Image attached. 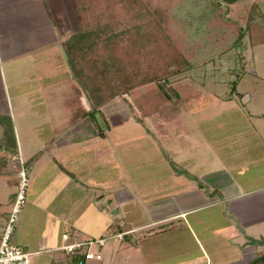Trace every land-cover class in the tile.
Segmentation results:
<instances>
[{
	"label": "rangeland",
	"instance_id": "374dc122",
	"mask_svg": "<svg viewBox=\"0 0 264 264\" xmlns=\"http://www.w3.org/2000/svg\"><path fill=\"white\" fill-rule=\"evenodd\" d=\"M175 1L171 15L189 22L190 37L193 41L201 40L205 46L199 61L207 60L180 76L178 82L218 96V102L186 115L191 134L174 136L170 144H165L157 141L147 119L135 120L137 111L132 98L147 91L152 84L115 98L102 107L108 122L106 138L112 149L108 164L101 158L91 161V152L88 155L83 151L91 143L85 137L91 131L88 119L70 128L60 126L64 119H57L62 107L57 104L59 87L53 84L54 87L46 90L51 89V95L55 94L49 105L51 112L47 111L42 91L43 80L50 77L45 72L47 69L37 65L30 66L29 71L24 63L14 66L4 73L3 86L0 85V122H10L16 145V154L4 157L0 175L3 181L0 183V234L17 193L18 171L23 169V198L11 226L74 227L77 240L101 237L102 246L95 243L89 246L92 259L98 254L107 262L119 253V240L111 236V229L96 234L105 225L113 227L114 232L116 227H152L139 233L143 240L140 250L145 251L143 245L153 239L160 242L159 245L154 242L160 250L154 251L157 256L165 249L164 244L171 252L166 258H155L153 264L198 257L199 249L209 254L210 264H249L257 257V250L264 251L259 245H245L236 250L234 244H229H242L245 236L264 238V204L242 216L233 210L264 195V191L245 193L264 185V45L233 48L218 56L219 48H212L206 41L200 21L203 11H207L204 0ZM91 3L95 13L102 17L117 11L116 7L110 11L108 0ZM238 12L241 14V9ZM64 17L69 24L62 38L73 28L67 10ZM237 77L236 90L242 94L227 98L229 82ZM80 102L85 106L82 99ZM52 128L56 131L53 134ZM76 144L81 148L75 149ZM70 155L76 161H70ZM83 159L85 167H69L81 164ZM82 176L85 178L81 179ZM237 193L244 194L231 197ZM182 211H185L182 216L175 215ZM170 215L174 216L144 225ZM227 226L238 232L234 240V235L228 236L230 230L225 232L227 239L220 236ZM79 227L92 234L76 232ZM185 227L192 228L195 239ZM219 230L221 234L217 236ZM229 250L232 252L227 254ZM32 258L29 257V264H34L35 258ZM257 264H264V260Z\"/></svg>",
	"mask_w": 264,
	"mask_h": 264
},
{
	"label": "trees",
	"instance_id": "16d2710c",
	"mask_svg": "<svg viewBox=\"0 0 264 264\" xmlns=\"http://www.w3.org/2000/svg\"><path fill=\"white\" fill-rule=\"evenodd\" d=\"M91 1L64 0L65 9L61 0H41L56 31L67 30L66 10L73 26L63 39L59 70L50 84L59 87L57 104L64 102L61 105L64 120L60 126L69 128L88 119L91 131L87 137L97 138L90 151L91 161L101 158L109 164L112 149L106 138L108 122L102 107L135 88L152 84L147 91L132 98L137 111L135 120L147 119L159 143L170 144L174 136L187 135L186 115L216 104L219 97L178 82L180 76L207 60L199 61L205 46L201 40L193 41L190 37L189 22L171 15L170 9L176 1L108 0L110 11L115 7L117 11L106 17L95 13ZM204 2L207 11H203L200 21L206 41L212 48H219L216 49L218 56L233 48L264 45L263 0ZM244 38L246 43H243ZM238 81L237 77L229 82L227 98L232 94L241 96L236 90ZM50 90L47 95L52 99L55 94L51 95ZM0 123L1 169L5 155L16 154V145L10 122ZM72 258L77 264L83 255L75 253Z\"/></svg>",
	"mask_w": 264,
	"mask_h": 264
},
{
	"label": "crops",
	"instance_id": "0c3cea01",
	"mask_svg": "<svg viewBox=\"0 0 264 264\" xmlns=\"http://www.w3.org/2000/svg\"><path fill=\"white\" fill-rule=\"evenodd\" d=\"M61 35L63 34H61L60 31L58 32L52 27L41 0H0V85L3 86V77L5 76L4 73L11 68L14 69V66L18 64L24 63L25 65H28L26 69L29 71H31L30 66L38 67L37 65H39V67H45L47 69L45 72H49L50 77L46 76V79L43 80L42 91L43 94H45V98L43 100L48 105V107H46L47 111L51 112L50 109L52 107H50L49 105H52L53 100L49 99L50 97L49 95H47L48 91L46 90L52 87L50 86V84L52 83V81H54L53 78L56 75L55 73H58L59 63L63 56L62 44L64 38H62L63 36ZM24 61L28 64H26ZM51 69L52 71H49ZM27 70H24L23 72L26 73ZM2 90L4 93V88ZM4 102L7 105L6 98H4ZM61 105H64V102ZM66 105L67 102L65 103V106ZM61 116L62 113L59 112V114L57 115V119L61 118ZM53 133L54 129L52 128L51 134ZM190 134L191 133L188 132L187 135ZM90 140L91 143L86 146L87 150L86 148V151L83 150L86 154H89V152L93 148L94 139L90 138ZM76 142L79 141L77 140ZM73 146L75 147V149L81 148L80 146H77V144ZM68 157L71 158L69 159L70 161H76L75 156L73 157L70 155ZM70 161L68 162L71 163ZM87 161L88 159L86 160V162ZM80 162L81 164H77L75 167L72 166L73 164L68 165L71 168H82L86 166L84 159ZM2 170L3 166L0 169V175L2 173ZM83 178H85V176H82L81 179ZM0 183H3V181H0ZM262 191H264V185L247 190L245 193L254 192L261 194ZM241 194L244 193H237L231 197H235ZM259 197L261 199H259ZM259 197H257V200L255 199L252 203L246 205L245 207H237L233 209L234 213L237 216H242L248 210L253 209V207H261L264 204V195H260ZM207 205H209V203L202 204L199 207H204ZM184 213L185 211H182L175 215L180 214L182 216ZM171 216L174 215L166 216L144 225L155 223L160 220L167 219ZM112 228L113 227H106L105 225V227H100L96 234L100 235V233H102L103 231L111 229L113 233L111 234V236L115 235V237L119 240V253L115 255L113 260H108L107 262H104L99 256V259H90V261H85L84 264H153L152 262L154 261V259L159 257L154 252L156 251L158 253L160 250L156 249L155 243L157 242H155V240L153 241V239L147 241L146 246L143 245L145 251L140 250L142 248L140 243L143 240L139 238V233L152 227H143V225L116 227L115 232L114 228ZM185 228L190 236L194 238L192 228ZM75 230L76 232H80L83 231V228L79 227V229L76 228ZM228 230L230 231L228 232ZM73 231L74 227H12L10 241L14 245L19 246L23 251L30 253L29 257L35 258V260L33 261L34 264H74L72 254L67 253L64 249L61 248V246L65 244L84 241V239L77 240L75 237L77 236V233H73ZM85 231L86 232L83 231L80 233H83L85 235L92 234L91 232H87V229H85ZM226 231L228 232L229 237L230 235H234L233 240L238 233L237 231L233 230V227L227 226L223 227L224 234H221V230H219L217 231V236L221 234L220 236H224L227 239V236L225 235ZM213 232L214 231L212 230L210 234H213ZM62 234L66 235L65 239L61 237ZM244 242L242 244H239L238 242L228 243L234 244V249L237 250L238 248L245 246ZM157 244L159 245L160 242H158ZM164 246L165 249L159 253V258H166L167 256H171L170 250L168 249L169 252L167 251L166 244H164ZM215 249L217 248L215 247ZM219 252H222V250H220ZM225 252L226 250L224 249L223 253ZM231 252L232 251L229 250V253L227 252V254H230ZM263 252L264 251L257 250L256 256L262 254ZM208 257L209 254L207 255V253L205 254L201 249H199L198 257L183 259L176 262L169 259V262L167 264H203V260L204 264H210V261L208 262ZM244 263L247 264V262Z\"/></svg>",
	"mask_w": 264,
	"mask_h": 264
},
{
	"label": "built area",
	"instance_id": "2783aa9c",
	"mask_svg": "<svg viewBox=\"0 0 264 264\" xmlns=\"http://www.w3.org/2000/svg\"><path fill=\"white\" fill-rule=\"evenodd\" d=\"M18 176L20 178L17 187V193L15 195L14 202L11 207V213L8 220L3 227L0 234V264H29V254L23 251L19 246L14 245L10 241V234L12 231L13 215L18 210V205L21 203L23 198V191L25 186V173L23 169L18 171ZM63 239L66 238L65 234H62ZM104 242L103 238H97L95 240H84L82 242H75L71 244L62 245L61 248L64 249L69 254L80 253L83 255L82 260H78L77 264H84L85 261L92 259V254L89 252L88 247L95 243L98 246L102 245ZM95 259H99V255H94Z\"/></svg>",
	"mask_w": 264,
	"mask_h": 264
},
{
	"label": "water",
	"instance_id": "95a60500",
	"mask_svg": "<svg viewBox=\"0 0 264 264\" xmlns=\"http://www.w3.org/2000/svg\"><path fill=\"white\" fill-rule=\"evenodd\" d=\"M244 245H259L264 247V238L262 239H253L251 237H244ZM264 260V253L261 255H258L257 257L253 258L249 264H255L258 261Z\"/></svg>",
	"mask_w": 264,
	"mask_h": 264
},
{
	"label": "flooded vegetation",
	"instance_id": "af4514ba",
	"mask_svg": "<svg viewBox=\"0 0 264 264\" xmlns=\"http://www.w3.org/2000/svg\"><path fill=\"white\" fill-rule=\"evenodd\" d=\"M263 253H264V252H263ZM263 253H262V254H263ZM260 255H261V254H260Z\"/></svg>",
	"mask_w": 264,
	"mask_h": 264
}]
</instances>
